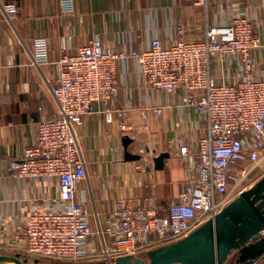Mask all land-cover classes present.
Wrapping results in <instances>:
<instances>
[{
  "label": "built area",
  "instance_id": "2783aa9c",
  "mask_svg": "<svg viewBox=\"0 0 264 264\" xmlns=\"http://www.w3.org/2000/svg\"><path fill=\"white\" fill-rule=\"evenodd\" d=\"M62 2L66 10L74 9V0ZM191 2L208 8L209 0ZM3 9L11 17L19 10L15 1L3 4ZM258 12V19L239 12L226 24L207 22L202 36L191 40L186 38L187 26L178 22L175 40L154 37L139 51L108 47L94 38L73 51L64 46L60 56L51 59L47 38H35L33 64L50 63L55 69L52 93L57 110L35 122V142L19 159L8 161L6 170L29 180L55 178L59 191L47 199L48 208L33 209L16 223L24 234L16 253L40 261L115 264L119 256H142L183 239L241 194L240 179L234 180L233 174H248L264 160V69L256 71L262 43L256 25L264 34V0ZM127 58L137 61L150 88L166 93L182 90V104L204 115L206 132L194 139L180 133L175 137L169 153L189 163L179 197L168 212H162L154 197L144 203L123 197L107 224L95 227L78 196L87 165L76 128L96 105H105L106 121L117 122L124 136L136 138L139 128L128 121L127 109L107 106L117 92L119 62ZM215 65L222 71L220 78L214 75ZM230 67L240 74L234 82L225 72ZM166 107L149 104L144 116L152 110L162 117ZM182 128L183 123L176 121L177 132ZM245 161L252 167L247 169ZM242 264H264V254Z\"/></svg>",
  "mask_w": 264,
  "mask_h": 264
},
{
  "label": "crops",
  "instance_id": "0c3cea01",
  "mask_svg": "<svg viewBox=\"0 0 264 264\" xmlns=\"http://www.w3.org/2000/svg\"><path fill=\"white\" fill-rule=\"evenodd\" d=\"M15 1L18 13L8 16L3 4ZM262 0H209L208 8L191 0H74L72 11L62 0H0V251L15 254L23 241V232L16 223L33 209L48 208L47 199L59 191L55 178L29 180L6 170L8 161L19 159L26 146L36 140L35 122L42 116L56 113L52 93L56 84L55 69L50 63L33 64V42L46 37L50 57L56 59L64 46L73 51L94 38L126 52L142 50L154 37L164 42L177 37L178 22L188 30L186 38L202 36L207 22L226 24L239 12L258 19ZM262 43L257 51L258 73L264 69V34L257 23ZM214 75L222 71L215 65ZM227 79L234 82L240 74L227 68ZM117 92L107 106L127 109V119L138 126L129 150L139 159L125 156L124 135L117 122L108 123L103 114L105 105L94 107L77 126V134L87 165V176L80 183L79 198L91 214L95 227L105 226L116 202L127 197L144 203L155 198L162 212L179 197L181 183L187 174L189 159L175 156L178 133L198 138L206 132L203 114L182 104V90L166 93L150 88L138 72L134 58L119 62ZM149 104H166L162 117L144 108ZM183 123L177 132L175 122ZM168 152L163 167L155 166V158ZM232 253L224 264H235Z\"/></svg>",
  "mask_w": 264,
  "mask_h": 264
},
{
  "label": "water",
  "instance_id": "95a60500",
  "mask_svg": "<svg viewBox=\"0 0 264 264\" xmlns=\"http://www.w3.org/2000/svg\"><path fill=\"white\" fill-rule=\"evenodd\" d=\"M123 140L126 158L139 159L140 154L129 150L133 139L124 136ZM168 156V152H163L156 157V168H162ZM263 231L264 177L183 239L148 250L147 259L119 256L115 264H224L233 252L237 254L235 264H242L264 254ZM29 261L20 253H0V264H30ZM34 261L39 264L40 260Z\"/></svg>",
  "mask_w": 264,
  "mask_h": 264
},
{
  "label": "rangeland",
  "instance_id": "374dc122",
  "mask_svg": "<svg viewBox=\"0 0 264 264\" xmlns=\"http://www.w3.org/2000/svg\"><path fill=\"white\" fill-rule=\"evenodd\" d=\"M242 164L246 166L247 169L252 167V164L249 163L248 161L242 162ZM233 175H234L233 177L234 180L240 179L238 180V187H237L238 190H242V192L248 191L249 189L253 188L257 184V182H259L264 177V160H262V162L258 166L254 167L248 174H241L239 171L237 172V174H233ZM239 195L237 194L236 198ZM0 253L5 254V255H13V254H8L3 251H0ZM141 257H143L144 259H147L146 253H144ZM29 263L35 264L34 259L30 258ZM91 263L92 264H106L103 261H98V262L83 261L78 264H91ZM39 264H62V263L58 261H54V260H42V261H39Z\"/></svg>",
  "mask_w": 264,
  "mask_h": 264
},
{
  "label": "trees",
  "instance_id": "16d2710c",
  "mask_svg": "<svg viewBox=\"0 0 264 264\" xmlns=\"http://www.w3.org/2000/svg\"><path fill=\"white\" fill-rule=\"evenodd\" d=\"M62 264H72V263H64V262H61Z\"/></svg>",
  "mask_w": 264,
  "mask_h": 264
}]
</instances>
